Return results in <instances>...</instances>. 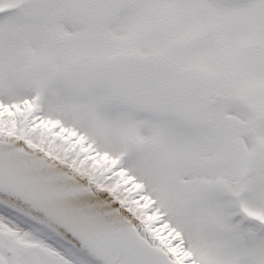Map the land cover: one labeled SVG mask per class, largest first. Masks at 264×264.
Returning a JSON list of instances; mask_svg holds the SVG:
<instances>
[{"label": "snow or ice", "instance_id": "obj_1", "mask_svg": "<svg viewBox=\"0 0 264 264\" xmlns=\"http://www.w3.org/2000/svg\"><path fill=\"white\" fill-rule=\"evenodd\" d=\"M0 264H264V0H0Z\"/></svg>", "mask_w": 264, "mask_h": 264}]
</instances>
